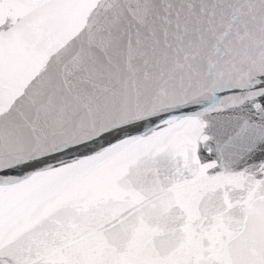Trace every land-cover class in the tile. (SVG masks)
Segmentation results:
<instances>
[{
	"label": "snow or ice",
	"instance_id": "6c2138e0",
	"mask_svg": "<svg viewBox=\"0 0 264 264\" xmlns=\"http://www.w3.org/2000/svg\"><path fill=\"white\" fill-rule=\"evenodd\" d=\"M0 264H264V0H0Z\"/></svg>",
	"mask_w": 264,
	"mask_h": 264
},
{
	"label": "water",
	"instance_id": "95a60500",
	"mask_svg": "<svg viewBox=\"0 0 264 264\" xmlns=\"http://www.w3.org/2000/svg\"><path fill=\"white\" fill-rule=\"evenodd\" d=\"M205 155H207V153H205Z\"/></svg>",
	"mask_w": 264,
	"mask_h": 264
}]
</instances>
